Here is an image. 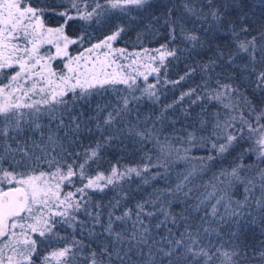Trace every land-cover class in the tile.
<instances>
[{"label": "snow or ice", "instance_id": "snow-or-ice-1", "mask_svg": "<svg viewBox=\"0 0 264 264\" xmlns=\"http://www.w3.org/2000/svg\"><path fill=\"white\" fill-rule=\"evenodd\" d=\"M0 264H264V0H0Z\"/></svg>", "mask_w": 264, "mask_h": 264}]
</instances>
